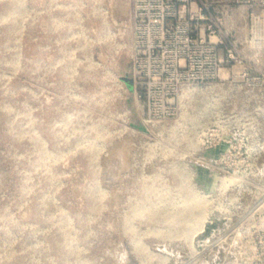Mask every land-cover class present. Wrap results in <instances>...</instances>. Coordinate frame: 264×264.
Listing matches in <instances>:
<instances>
[{
  "label": "rangeland",
  "instance_id": "374dc122",
  "mask_svg": "<svg viewBox=\"0 0 264 264\" xmlns=\"http://www.w3.org/2000/svg\"><path fill=\"white\" fill-rule=\"evenodd\" d=\"M208 2L218 77L148 116L131 0H0V264H244L264 226V5Z\"/></svg>",
  "mask_w": 264,
  "mask_h": 264
},
{
  "label": "built area",
  "instance_id": "2783aa9c",
  "mask_svg": "<svg viewBox=\"0 0 264 264\" xmlns=\"http://www.w3.org/2000/svg\"><path fill=\"white\" fill-rule=\"evenodd\" d=\"M228 11L264 0H220ZM208 0H131L128 19L132 46L134 95L152 116V102L165 113L186 85H201L219 75L218 16ZM154 103V104H155ZM244 264H264V226L255 229Z\"/></svg>",
  "mask_w": 264,
  "mask_h": 264
}]
</instances>
